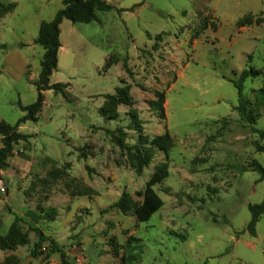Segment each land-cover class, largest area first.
I'll return each mask as SVG.
<instances>
[{
    "label": "rangeland",
    "instance_id": "rangeland-1",
    "mask_svg": "<svg viewBox=\"0 0 264 264\" xmlns=\"http://www.w3.org/2000/svg\"><path fill=\"white\" fill-rule=\"evenodd\" d=\"M106 1L114 9L96 21L61 22L50 83L68 85L42 92L37 121L18 127L28 139L0 171V264H123L127 253L128 264H264V213L246 230L249 206L264 198L252 170L264 166V113L252 104L264 72L243 86L255 124L240 119L232 82L263 68L264 23H237L264 17V0ZM62 7L0 0V120L14 124L25 114L17 103L35 101L43 49L33 40ZM118 87L130 106L108 97ZM156 92L162 113L149 104ZM164 133L172 147L151 148L137 172L127 148ZM160 162L163 205L148 221L114 206L124 192L140 201Z\"/></svg>",
    "mask_w": 264,
    "mask_h": 264
},
{
    "label": "trees",
    "instance_id": "trees-1",
    "mask_svg": "<svg viewBox=\"0 0 264 264\" xmlns=\"http://www.w3.org/2000/svg\"><path fill=\"white\" fill-rule=\"evenodd\" d=\"M63 7L57 10L54 16L50 20H41L38 27V34L34 38L33 43L38 44L42 47L43 53L40 61V69L37 79L34 81L37 95L33 103L28 105H22L20 102L17 105L25 111V114L17 119L14 124H9L4 120H0V171L6 167L5 160L13 155V145L19 141H26L29 135L18 131V127L23 122L37 121L36 114L44 102L43 91L52 89L54 92L63 93V90L67 87L68 83L56 82L50 83V76L57 67L58 62V50L60 48V24L64 19L70 20L72 23H89L97 20V12H107L114 9V6L106 0H61ZM15 6V3L9 4L6 10L11 9ZM123 9H117L122 11ZM264 23V17H243L238 21V26H250L252 24L260 25ZM250 58V57H249ZM106 66H109V61L106 62ZM264 72V65L262 69H256L249 65L247 68L241 70L237 79L232 80L233 85L237 92L238 105L236 110L240 116V119L247 121L249 124H255L257 118L260 117L261 113L252 112L251 110L246 112V104L250 105L243 97V86L244 82L249 77H257ZM155 96L157 100H151L149 102L150 107L154 110H160L163 112L162 103L164 101V95L161 92H156ZM115 103L121 102L127 106L131 105V99L124 87L116 88L114 95L108 96ZM256 110L261 109L264 113V74L263 82L259 89L256 90L254 96V102L252 103ZM260 138L264 139V131L256 129ZM149 144L150 147H147ZM173 145V138L168 134L164 133L158 135L151 140L143 138L138 145H134L131 149H128L129 157L132 160V166L137 172H141L143 167L151 162L153 152L151 148H157L164 153ZM259 151H264V145H256ZM252 170L259 174V180L264 178V166L254 162ZM168 175V166L166 162H160L145 182L144 188L141 192V200L136 202L131 196L124 192L114 203L122 212L132 210L139 222L148 221L149 218L156 213L163 205V200L158 194L155 186L162 182ZM250 220L247 223L246 230L250 234L254 233L255 223L259 217L264 213V198L262 201L249 206ZM223 220L227 222V219L223 217ZM42 236V235H41ZM137 240V239H135ZM55 246V244H53ZM58 250V249H57ZM63 256V255H62ZM134 258L135 254L127 253L122 256L123 264H128ZM13 259H8L11 263ZM13 262V261H12ZM9 263V264H10Z\"/></svg>",
    "mask_w": 264,
    "mask_h": 264
},
{
    "label": "built area",
    "instance_id": "built-area-1",
    "mask_svg": "<svg viewBox=\"0 0 264 264\" xmlns=\"http://www.w3.org/2000/svg\"><path fill=\"white\" fill-rule=\"evenodd\" d=\"M75 264H83V263L81 259H76ZM85 264H90V263H85Z\"/></svg>",
    "mask_w": 264,
    "mask_h": 264
},
{
    "label": "crops",
    "instance_id": "crops-1",
    "mask_svg": "<svg viewBox=\"0 0 264 264\" xmlns=\"http://www.w3.org/2000/svg\"><path fill=\"white\" fill-rule=\"evenodd\" d=\"M62 48H63V46H62V44H61V42H60V48H59V50H58V55H59L60 51L62 50Z\"/></svg>",
    "mask_w": 264,
    "mask_h": 264
}]
</instances>
